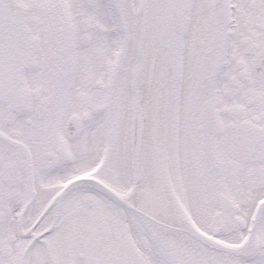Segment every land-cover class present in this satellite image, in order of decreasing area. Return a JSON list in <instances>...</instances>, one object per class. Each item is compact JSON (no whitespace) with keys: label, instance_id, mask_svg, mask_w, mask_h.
<instances>
[{"label":"snow or ice","instance_id":"obj_1","mask_svg":"<svg viewBox=\"0 0 264 264\" xmlns=\"http://www.w3.org/2000/svg\"><path fill=\"white\" fill-rule=\"evenodd\" d=\"M0 264H264V0H0Z\"/></svg>","mask_w":264,"mask_h":264}]
</instances>
